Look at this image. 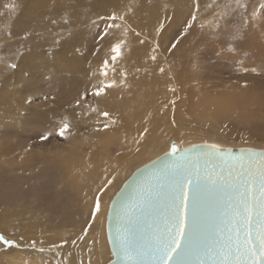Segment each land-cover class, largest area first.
<instances>
[{
	"label": "rangeland",
	"instance_id": "374dc122",
	"mask_svg": "<svg viewBox=\"0 0 264 264\" xmlns=\"http://www.w3.org/2000/svg\"><path fill=\"white\" fill-rule=\"evenodd\" d=\"M129 1L133 5L140 2V0H0L1 8L12 9L10 14L0 16V91H6V99L1 98V100L4 103L9 102L21 115L15 116L12 110L9 111L11 109L9 106L0 105V128H7L6 123L15 126L14 129H17L20 134L18 137L24 138L21 140L24 143H26L25 137L31 136L34 139L36 135H48L45 147L41 143L36 144L34 148L26 146L27 149H25L28 152L26 150L23 152L25 158L28 157V162L24 161L26 165L24 162L17 161L11 167L0 166V182L2 183L0 185V197L2 198H0L2 200V202L0 200V225L2 220H9L3 218L9 216L7 211L10 208L17 209L22 206L19 203L20 200L16 199L19 195L21 196L18 199H23L25 195V198L29 195L33 198L40 196L42 200L39 198L40 200L36 202H30L33 201L30 200L32 197H28L29 201L26 199V202L31 204L27 205L32 207L33 203L43 209L51 210L47 208V201L53 194V191L50 193L51 189L49 190L51 187H41L42 191H40V187L33 185V179L27 178L28 170L25 167L36 166L38 159H43L45 148L54 151L52 149L54 145L68 146L64 136L61 138L56 134V129L62 123L72 121L79 135L86 134L78 138L77 144L92 150L93 155L96 147L95 141L89 138L90 133L99 131L114 136V129L122 124L119 119L120 114L131 112V109L123 107V103L132 94L126 92L125 88H121L114 95V99L119 101L117 106L101 108V113L106 112L107 116L102 115L96 118L89 116L84 122L77 121L80 112L84 113L88 105L95 102L94 89L107 85V79L114 74L112 66L108 64L114 62L112 57L116 54L112 48L117 44L121 45L127 41H138L142 44L146 53L151 54L148 56L149 59L159 62V68H167L173 73L171 87L174 90L172 94L177 95L163 102L164 104L157 103L156 95L151 96L145 93L139 96V99L148 105V115L150 117L154 115L156 118L155 127L152 132L149 131L148 135L163 133L166 144L149 148L143 158L130 163L112 183L109 191L103 194L104 190H99L98 194H103L107 202L110 203L113 195L135 169L167 152L173 144L178 149L199 143L213 144L218 147H249L244 146L247 143L264 145V52L260 53L256 48L251 49L255 43L264 44V0H241L244 7H240L237 0H180L182 10H173L168 6L167 0H148L156 7L151 8L146 5L145 9H150L149 11L152 12L150 17L154 18L157 25L152 24V27L140 28L130 24L126 28L123 26L127 16L131 19L141 17L144 21L146 18L143 12L138 15L133 8L124 13V7ZM171 2L174 4L176 0H171ZM189 2L192 4L191 10ZM186 4L188 9H186ZM26 7L28 9L24 13ZM215 7L219 9V12ZM253 9H256L254 19L251 18ZM193 13L199 21L196 19L192 21V26L185 31ZM24 14L26 17L23 16ZM112 16L116 19H110ZM201 18L205 21L201 22ZM25 22L31 27L20 29ZM113 23L120 27H109ZM124 28L126 32L123 31ZM173 44L176 45L174 48ZM220 45L225 47L227 53L221 49L223 47ZM164 47L167 50L175 49V51L165 56ZM222 51L224 55H221ZM119 53L116 60L122 57L130 63L126 58H134L133 53H124L121 48H119ZM26 59L28 62L23 65ZM105 61H107V66H105ZM149 66L151 69L145 70L148 73L147 77L155 74L152 65ZM119 70L120 75L117 77L119 81L126 84L130 81L132 85L137 81L136 78H122L123 69ZM165 74L167 73L161 72L160 83L165 81ZM182 75L188 79L190 85H195L200 91L216 93L233 90L241 93L243 90H248L245 93L250 94L243 97L242 103L231 105L223 101L220 107L227 111L226 114L213 116L200 108L195 116L186 115L183 112L188 96L180 85L185 82ZM68 78H76L83 89L82 92L73 88L65 91L66 95L72 96V101L62 94L63 90L60 85ZM141 81L145 79H139V82ZM254 99L256 104L252 103ZM57 104L62 106V113L65 116L54 128L52 126L51 129H45L47 127V124L45 125L46 115L50 117L49 113L57 110ZM169 109L170 112H168ZM139 110V107L135 106L133 112ZM166 113L169 115V120L163 123L162 120ZM192 118L196 122L191 121ZM189 122L195 126L194 130L202 135L182 141V134L191 130L186 128ZM33 132L34 135H29ZM139 135L136 129L128 133L130 139H136ZM175 139L177 141H173ZM0 140V148L14 147L7 142L10 140L9 137L1 135ZM116 142L117 140H112L111 143L104 145L102 150L114 153L112 146ZM79 148L81 151L82 148ZM30 149H33L32 153ZM30 185L37 191L35 188L33 190L30 188V193L28 191ZM34 192L36 195L33 196ZM9 196H11L10 200ZM58 201L53 202L56 204ZM17 203L20 205L17 206ZM102 207L103 204L101 210ZM53 212H47L46 215L53 214ZM51 219L53 220L54 217ZM11 227L17 229V224L12 223ZM3 231L0 228V235L13 241L10 246L0 243V264H7L6 258L20 255L21 245L19 237L12 236L16 231L10 229L8 232L10 235L12 233L11 236ZM34 247L36 249L30 246L25 250L31 255L39 252L45 256L48 255V251L56 250V246L44 245L45 248H42L43 246L39 244ZM57 255H59L58 251ZM111 259L112 255L105 264Z\"/></svg>",
	"mask_w": 264,
	"mask_h": 264
},
{
	"label": "bare ground",
	"instance_id": "6f19581e",
	"mask_svg": "<svg viewBox=\"0 0 264 264\" xmlns=\"http://www.w3.org/2000/svg\"><path fill=\"white\" fill-rule=\"evenodd\" d=\"M167 3L170 8H173V10H182L183 8L180 0H176V3L174 4H172L171 0H167ZM191 3L189 4L190 10L192 8ZM146 5L151 6V8L156 7L154 3L148 2V0H140V2H137L136 5H133V3L129 1L127 6L125 5L124 7V13L133 8L136 14L139 15V13L143 12L146 18L144 21L141 17L137 19H131L128 16L126 18L124 17L126 21L123 27L127 28L130 24H134L140 28L152 27V24L157 25V22L154 20V18L150 17L152 16V12L149 11L150 9H145ZM194 6L195 5H193V7ZM187 7L188 5L186 6V9H188ZM27 9V7L26 9H24V13L27 11ZM11 10L0 7V16L10 14ZM217 10L219 12V9ZM23 16L26 17L25 14ZM210 17H212V15ZM200 20L201 22L205 21L204 18H201ZM196 21L199 20L196 19ZM22 27L31 26L25 22L22 26H20V29H23ZM113 27H117V25L113 23ZM118 27L120 26L118 25ZM150 30L152 29L150 28ZM123 31H125V28ZM137 42L138 41H127L120 45V48L123 49L124 53H133L132 56H134V58H126L130 61V63H127L122 57H120L113 63L108 64L112 66L114 74L107 79L106 83L111 84L112 86L105 87L104 92L100 96L94 95L95 102L88 105L89 107H87V110L84 113L80 112V114L77 116V121L79 122H84V120L89 118V116L93 118L102 117L101 108H108V106L116 107L119 101H116L114 99V95L118 92L119 89L125 88L126 92L131 93L132 96L129 99L124 100L123 107L125 109H131V112L120 114L119 119L120 121H122V124L114 129L113 132L115 133V135L113 136L110 133H103L99 131H95L92 134L90 133L89 138L95 141L96 147L92 155V150H88L87 148H83L81 144H77L78 138L86 134L79 135L73 127V122L66 121L69 125V128L65 132L64 138L68 143V146L59 147L58 145H54L52 147L54 151L45 148L43 152L44 157L43 159H38V162L35 164L36 166L25 167V169L28 170L27 178L29 177L30 179H33L34 186H38L40 187V189L41 187L46 186L51 187L49 188V190L51 189L50 193H52L53 191L51 198L49 199V201H47L45 198L48 203L47 208L51 210L43 209V207L36 206V204L33 203L32 207L29 206L31 204L30 202H36L39 198H42L40 196L35 197V192L33 194L34 198L29 195L31 193V185V187L29 186L28 188L29 190L26 189L30 191V193H26L27 195H29L27 196V198L32 197L31 199H29L33 200L29 202L30 204L26 202V195L24 196V198V194L22 195L23 199H18V197L20 198L21 195H19L17 198L14 195L17 200H20L19 203L22 206L20 207V204L17 203L16 205L19 206L17 209L10 208L9 211H7V214L9 216L3 218L9 220H2L0 228L4 230L3 232H7L9 236L12 235V233L10 235V233L8 232L10 229L11 231L12 229L16 231L12 236L16 238L19 237V244L21 245L19 249L21 250L19 251L20 255L18 254L17 256H11L9 259L6 258L5 260H7V264H105L107 259L111 258L112 254L108 242L106 226L109 202H107L106 198L103 197V194L106 191H109L112 183L116 181L118 176L127 169L130 163L143 158L149 148L155 145L158 147L165 146L166 144L163 133L157 135H148L149 131L152 132L155 127L156 118L154 117V115L152 117L148 115V105L144 104L145 102L143 100H140L139 96L145 93L151 96L156 95L157 103H163L177 95L172 94V91L174 90L173 87H171L173 73L167 70V68L163 69V71L167 73L165 74L166 79L164 82L161 81L160 83L159 80H161L160 75L162 72V68L158 67L159 62L149 59L148 56H150L151 54H147L143 45ZM163 43L165 44V42ZM163 43L158 44L163 46ZM219 44L220 43H218V45ZM220 46H222L223 48L221 49H223V51L227 53L225 47L223 45ZM164 48L166 50L165 56H169L171 52L175 51V49L167 50L166 47ZM212 48L214 49L213 46ZM255 48L259 50L260 53L264 52V44L255 43V46H251V49L253 50ZM223 51L222 53L220 52L221 55H224ZM27 62L28 59H26L23 65H26ZM150 64L154 68L155 74L147 77L148 73H146L145 70L151 69V67L149 66ZM189 67L190 66H188V68ZM121 68L123 69L122 78L137 79V81L133 83V85L130 81H128L129 84H126L125 82H121L117 79V77H119L118 75H120L119 69ZM183 77L185 82L180 85L188 96L183 112L186 115L192 114L195 116L200 108H203V111L205 113L208 112L209 115L213 116L226 114L227 111L220 107L223 101L231 105L242 103L241 101L243 100V97L250 94L249 92L245 93L248 90L244 91L242 88L241 89L243 91H241V93H239L238 91L235 92L233 90L223 92L218 91L216 93L200 91L196 88L195 85H190L188 83V79L185 78V76ZM142 78L145 79V81L139 82V79ZM60 85L63 90L62 94L69 101H72L73 98L70 95H66L65 91L68 88H73L81 92L83 91L81 84L76 78L65 79L63 84ZM95 90L96 89H94V92ZM213 94L218 96H215ZM1 98L6 99L5 90L0 91V105L9 106L11 108L9 109V111L12 110V114L14 113L15 116H21L15 110V107H12L9 102L4 103ZM157 103L153 102V104ZM252 103L256 104V100L254 99ZM135 106L139 107L140 110L138 112H133ZM56 107V111L49 113L50 117L48 116V114L46 115L47 121L45 122V125L47 124V127L45 129H51L52 126L54 128V126L58 122L62 121V118H64L65 115L63 116L62 106L57 104ZM143 107L145 109H143ZM168 112H170V109L168 110ZM25 114L27 115V112H25ZM26 115L24 117H26ZM11 117L15 119L13 115H11ZM22 119L25 120L26 118ZM168 120L169 115L166 113L162 122L167 123ZM191 121L196 122L194 118H192ZM12 122L14 123V121ZM5 125L8 129L0 128V138L1 135L3 137H9L10 140H7V142L11 145H14V147L0 148V166L5 165L11 167L16 164L17 161L28 162V157L25 158V155H23L24 150H26L28 147L34 148V146L38 143H41L45 147L48 142V140H42V136L37 135L34 139L31 136H28V138L25 137L26 143L21 142V140L24 138L18 137L20 134L17 129H14L15 126H12L8 123H6ZM18 125H16V127ZM186 128L191 130L182 134V141L191 139L194 136L197 137L198 135H202L194 130L195 126L191 122L186 124ZM45 129L43 130L46 131ZM133 129H136L140 134L136 139H130L128 136V133ZM32 134L34 135V132L29 133V135ZM59 137L63 138V136ZM112 140H117V142L112 146L113 151L115 152L109 153L105 150H102L104 148V145H106L107 143H111ZM173 141H177V139ZM114 142L115 141H113V143ZM244 146H249L250 148L254 147L255 149L264 148V145H257L255 143H247V145ZM79 147L82 148L81 151ZM29 151L32 153L33 149H30ZM20 169H23V167H20ZM38 179H40V181H38ZM109 181L112 182L109 183ZM1 184L2 183L0 182V185ZM15 189L13 191H15ZM99 190H104V192H102L103 194H98ZM40 191H42V189ZM97 197L100 198V202L101 205L103 204V207L102 210L97 214V216L93 218L91 209L95 207ZM8 199L10 200L11 196H9ZM54 200L59 201L55 204L53 202ZM52 211H54L53 214L50 213V215H46L47 212ZM52 217H54L53 220L51 219ZM11 222L13 224H17V229L11 227ZM85 229H87L86 233L84 231ZM81 237H83V239H81ZM39 244L43 246L42 248H45L44 245L49 247L56 246V250L52 249V251H48V255L46 256L45 254H41L39 252L31 255L25 250L30 246L36 249V247L34 246ZM57 251L59 252V255L56 256Z\"/></svg>",
	"mask_w": 264,
	"mask_h": 264
},
{
	"label": "water",
	"instance_id": "95a60500",
	"mask_svg": "<svg viewBox=\"0 0 264 264\" xmlns=\"http://www.w3.org/2000/svg\"><path fill=\"white\" fill-rule=\"evenodd\" d=\"M211 145L199 143L182 147L183 151H178L174 158L168 155V150L127 177L108 207L106 226L112 259L106 264H133V260L136 264H155L153 250L171 226L177 211L174 197L181 191L172 175L163 174L164 166L173 159L193 175V184L188 186V207L184 210L186 235L182 243L187 242L191 233L199 254L181 257L182 264H200L201 261L219 264L223 260L222 252H230V259H234L247 232L256 241L258 226L264 224V215L259 214L264 149L219 147L221 151L216 154ZM197 171L201 176H214L216 185L202 184L194 205L192 189L196 186ZM245 204L253 209L252 223L242 226ZM172 230L175 232L174 227ZM124 235L133 249L132 260L119 253L118 241ZM205 246L213 250L212 255L206 254Z\"/></svg>",
	"mask_w": 264,
	"mask_h": 264
},
{
	"label": "snow or ice",
	"instance_id": "6c2138e0",
	"mask_svg": "<svg viewBox=\"0 0 264 264\" xmlns=\"http://www.w3.org/2000/svg\"><path fill=\"white\" fill-rule=\"evenodd\" d=\"M237 4L240 7H244V4L241 0H237ZM256 9L252 11V17L255 18ZM121 19L123 17H120ZM110 19H116L115 16L110 17ZM196 19L195 13L192 15V19L189 20L185 31L192 26V21ZM247 23V21H245ZM113 25H109L112 27ZM118 27V25H117ZM163 27V25H161ZM176 45L173 44L174 48ZM119 48L120 45H114L112 51L116 54L112 57V60L115 61L117 56H119ZM155 59V57H153ZM105 66H107V61H105ZM15 67V65H12ZM163 71V69H161ZM111 84L103 85L95 90L94 95L100 96L104 92L105 87H111ZM103 116H107L108 113H101ZM107 127V125H105ZM69 125L67 122L62 123L60 127L56 129V134L58 136H64L65 132L68 130ZM42 140H47L48 135H43L41 137ZM211 149L215 150L216 154H219L221 149L217 145H211ZM178 151H183L177 148L175 144L171 145L169 156L175 157V154ZM228 151H231L230 149ZM261 166H260V181H261V197H260V215H264V151L261 152ZM156 162H153L155 166ZM164 175H172L175 179V183L181 191L176 192L175 194V207L177 209L176 214L171 221V226L167 228L166 234H162L158 239L156 246L153 250V258L155 264H170V262H174V264H182L181 257L199 254V249L193 245L191 239V233L188 234L187 242L182 243L185 238L186 232V224H185V209L188 207V199H189V190L188 186L193 184V175L190 172H186L184 167L177 163L175 159H173L170 163L166 164L163 168ZM112 181H109L111 183ZM195 184L196 186L192 189V199L195 205V202L198 198L199 192L201 191L202 184L205 186H215L216 179L212 175L201 176L197 171L195 176ZM101 211V202L100 198L97 197L95 207L92 209V217L95 218L97 214ZM244 217L242 218V226L250 225L252 223V213L253 209L250 205L245 204L244 206ZM239 216V213H237ZM173 227L175 228V232H173ZM259 231L257 233V239L254 242L251 238V233H246V238L242 245L238 246L236 249V255L234 259H230L231 253H221L223 255V260L219 261V264H264V224L258 226ZM85 233L87 229L84 230ZM83 239V237H81ZM119 253L130 260L133 259V249L126 235L119 238ZM0 243H3L6 246H10L13 244L12 240L6 239L3 235H0ZM258 244V247H257ZM34 246V245H33ZM206 254L212 255L213 250L210 247L205 246L204 248ZM133 264L136 262L133 260ZM203 264V261L200 262Z\"/></svg>",
	"mask_w": 264,
	"mask_h": 264
}]
</instances>
